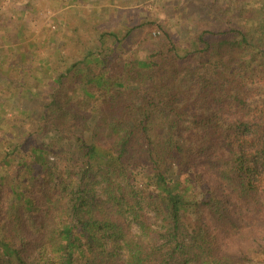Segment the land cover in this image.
Masks as SVG:
<instances>
[{"label":"trees","instance_id":"1","mask_svg":"<svg viewBox=\"0 0 264 264\" xmlns=\"http://www.w3.org/2000/svg\"><path fill=\"white\" fill-rule=\"evenodd\" d=\"M198 6L212 24L184 42L165 29L137 39L146 24L76 28L94 45L40 112L19 109L25 119L1 128L0 264L264 254V0Z\"/></svg>","mask_w":264,"mask_h":264},{"label":"rangeland","instance_id":"2","mask_svg":"<svg viewBox=\"0 0 264 264\" xmlns=\"http://www.w3.org/2000/svg\"><path fill=\"white\" fill-rule=\"evenodd\" d=\"M198 4L199 0H0V72L14 80L0 75V137L1 128H16V122L25 119L19 109L40 112L57 76L83 56L86 46L94 45L95 32L87 34L86 44L76 32L87 20L90 31L94 27L125 34L129 23L146 24L136 28L137 39L149 30L163 35L165 29L184 42L193 27L212 24L209 10ZM213 7L226 16L234 9L222 2ZM128 48L129 54L138 49L134 43ZM250 264H264V254L255 255Z\"/></svg>","mask_w":264,"mask_h":264}]
</instances>
